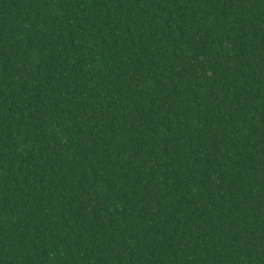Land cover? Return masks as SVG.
<instances>
[{
    "label": "trees",
    "instance_id": "16d2710c",
    "mask_svg": "<svg viewBox=\"0 0 264 264\" xmlns=\"http://www.w3.org/2000/svg\"><path fill=\"white\" fill-rule=\"evenodd\" d=\"M0 264H264V0H0Z\"/></svg>",
    "mask_w": 264,
    "mask_h": 264
}]
</instances>
